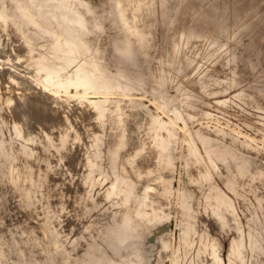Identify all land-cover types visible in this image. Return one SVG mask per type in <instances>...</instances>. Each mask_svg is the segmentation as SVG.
Here are the masks:
<instances>
[{"label":"rangeland","instance_id":"obj_1","mask_svg":"<svg viewBox=\"0 0 264 264\" xmlns=\"http://www.w3.org/2000/svg\"><path fill=\"white\" fill-rule=\"evenodd\" d=\"M0 233V264H264V0H0Z\"/></svg>","mask_w":264,"mask_h":264},{"label":"bare ground","instance_id":"obj_2","mask_svg":"<svg viewBox=\"0 0 264 264\" xmlns=\"http://www.w3.org/2000/svg\"><path fill=\"white\" fill-rule=\"evenodd\" d=\"M5 1V0H4ZM117 4V3H116ZM119 4V3H118ZM117 4V5H118ZM122 4V3H121ZM120 4V5H121ZM16 8H18V7H16ZM121 8V7H120ZM123 12H122V8L121 9H117L116 10V17L118 18V19H120V21H122V19L124 20V18H123V14H122ZM124 22V21H123ZM48 69H50V68H47V70ZM55 69V68H54ZM53 72H51L48 76H47V78L46 79H48V80H50V79H52L53 78ZM46 76V75H45ZM34 78V77H33ZM92 84H93V82H92ZM91 85V84H90ZM61 86L62 87H64V88H69V87H77V83L76 82H74V83H68V82H66V83H61ZM87 86V85H86ZM82 87V86H81ZM26 102V101H25ZM25 102H23V103H25ZM28 103V102H27ZM21 106H22V104H21ZM20 106V110H19V112L21 111L22 113H23V110H21L22 109V107ZM25 107V104H23V109H25L24 108ZM28 107V106H27ZM25 111V110H24ZM22 113L20 114V115H22ZM23 117L25 118V119H29V116L26 114V112L25 113H23ZM26 120V121H27ZM24 122H25V120H24ZM64 123V122H63ZM70 124V123H69ZM70 125H72V124H70ZM67 126V125H66ZM67 130V129H66ZM70 131V130H69ZM64 134V133H63ZM76 136V135H75ZM77 138H78V135H77ZM28 141H30V140H28ZM38 142V141H37ZM39 149V148H38ZM49 158V157H48ZM40 161V160H39ZM69 163V162H68ZM14 164V163H13ZM10 165H12V164H10ZM46 165V164H45ZM16 166V165H15ZM48 166V165H47ZM12 167V166H11ZM45 169V168H44ZM38 170V169H37ZM45 171V170H44ZM42 172V171H41ZM50 172V171H49ZM43 173V172H42ZM18 174V173H17ZM44 174V173H43ZM70 174V173H69ZM49 175V174H48ZM8 179V178H7ZM14 179V178H13ZM26 181V180H25ZM37 181V180H36ZM39 181V180H38ZM45 182V181H44ZM120 182V181H119ZM2 183V182H1ZM41 183V182H40ZM36 184V183H35ZM115 184V183H114ZM117 184V183H116ZM37 185V184H36ZM47 185V184H46ZM54 185V184H53ZM58 185V184H57ZM25 186V185H24ZM53 187V186H52ZM48 188H49V186H48ZM51 188V187H50ZM54 188V187H53ZM50 190V189H49ZM57 190V189H56ZM58 191V190H57ZM45 192V191H44ZM60 194V193H59ZM62 195V194H61ZM66 196V195H65ZM58 197V196H57ZM37 201V200H36ZM226 202V201H225ZM68 204V203H67ZM226 205V204H225ZM43 208H44V206H43ZM11 214V213H10ZM3 216V215H2ZM6 218H7V216H6ZM11 218V217H10ZM16 218V217H15ZM2 222V221H1ZM10 222V221H9ZM56 223V222H55ZM65 226V225H64ZM7 228V227H6ZM19 229V228H18ZM66 229V228H65ZM2 231V230H1ZM25 231H26V229H25ZM24 233H26V232H24ZM1 234V233H0ZM19 237V236H18ZM17 238V237H16ZM26 240V239H25ZM110 240V239H109ZM44 243V242H43ZM10 248V247H9ZM21 248V247H20ZM54 248V247H53ZM0 263H1V261H0Z\"/></svg>","mask_w":264,"mask_h":264}]
</instances>
